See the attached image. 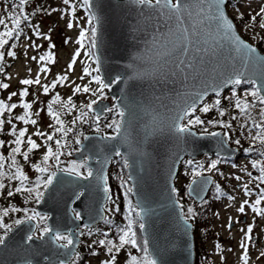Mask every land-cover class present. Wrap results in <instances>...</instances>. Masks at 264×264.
<instances>
[{"label": "water", "instance_id": "1", "mask_svg": "<svg viewBox=\"0 0 264 264\" xmlns=\"http://www.w3.org/2000/svg\"><path fill=\"white\" fill-rule=\"evenodd\" d=\"M209 2L210 0H206L204 5L206 10ZM94 4L93 11L99 16L95 51L103 79L111 86L109 94L123 110L121 129L112 137L100 133L88 134L81 143L80 151L73 158L80 161L88 155L86 166L91 169L93 176L85 178L58 170L36 210L49 216V228L72 236L74 244L68 249H60L64 254L61 258L65 259V264H69L78 249L83 225L92 226L106 216L104 205L109 196V191L105 192L107 172L110 162L116 157L115 152L119 151L128 161L127 171L132 195L140 208L139 217L145 224L142 234L157 264H195L193 224L189 221L191 226L185 225L183 211L175 193L179 162L173 160L172 164H168V158L159 156L155 148L168 137L170 148L180 151V156H199L205 152L231 157L235 155L236 149L231 148L227 142L220 143L226 140L221 132H218L221 133L220 136L212 137L198 134L190 128L188 133L178 134L173 126L182 123L176 121L175 117L182 115L183 109L190 105L196 107L206 98L205 94L221 93L231 85L225 83L228 75L241 70L239 57L231 51L235 45H231L223 33L215 31L214 21L205 19L203 27L212 32V37L209 45L204 47L212 49L215 55L211 51L208 54L197 53L195 48L189 46V58H194L193 67L186 68L183 73L162 71L160 65L164 57L155 53L159 52L164 42L169 23L175 27L174 20L166 22L167 9L163 12H151L132 4L130 0H94ZM129 6L141 8L143 11L139 14L133 13L141 18L139 25L135 22L138 19L135 16L133 20L117 16L116 26L112 28L109 17L114 15L115 8L128 11ZM224 7L222 4L221 8ZM210 14L209 11L208 16ZM225 16L233 25L232 36H238L244 44L254 47L255 56L264 60V54L246 41L239 34L233 20L226 13ZM189 25L190 21H186L184 27ZM151 32L155 37L160 33L161 39L149 37ZM257 66L260 65L245 69V75L257 79L264 73V67L257 72ZM142 67L146 69L143 75L140 72ZM117 77L119 79L113 83ZM151 77L155 80H150ZM210 81L211 88L199 94L197 87ZM158 83L165 84V89L154 91L152 86ZM257 83L259 84L258 79ZM110 105L109 101H100L94 106V112L102 116ZM157 119L159 122L154 124ZM105 158L107 162L103 163ZM162 163L169 169L164 177L155 173L156 166ZM98 176L101 179H97ZM211 184L210 178L198 180L191 184L189 194L199 199L202 197L199 190H209ZM75 212L80 214L79 219ZM36 226L33 220L25 221L12 229L6 238V246H0V264H27L21 259L24 255L23 249L27 246L24 237L31 234V230H36ZM46 240L45 237L43 241L35 239L31 242L32 248L41 250V256L31 257L32 264H46L42 258L44 249L46 247L48 254H51L54 248V244L46 243Z\"/></svg>", "mask_w": 264, "mask_h": 264}, {"label": "rangeland", "instance_id": "2", "mask_svg": "<svg viewBox=\"0 0 264 264\" xmlns=\"http://www.w3.org/2000/svg\"><path fill=\"white\" fill-rule=\"evenodd\" d=\"M232 1L233 3H229L228 11L236 23L240 34L264 52V40L261 39V37H264V30L259 28V18L257 22L250 21V16L259 11V8L264 5V0ZM18 3L19 0H0V17L5 19L7 25H0V32L8 31L13 27L8 17L10 14H18L20 11L16 7ZM38 6L52 7L62 10L66 7L63 5L62 0H30L24 6V13L30 16V23H24L22 21L20 25L21 35L19 39L5 37V39L8 40V44H6L3 49H0V51H5V59L0 61V68H2V71H0V82L9 84L7 89L0 88L2 92L0 100L5 101V103H17L19 105L20 97L18 95L12 97L11 101L8 100V97L11 93H19L22 88L26 87L29 95L24 97V101L32 103L33 106L29 111L33 114L32 119L38 121L37 125H31L14 119V117L22 115L25 111L19 106L11 113L5 111L4 115L0 116V119L5 121L2 128H0V141H3L5 145H8L7 148L0 146V156L4 157L5 163V167L0 169V171L8 174H11V172L14 171L13 168L8 167L11 162L8 163L9 161H7L8 149L11 151V148L15 146L12 143L14 137L10 134V124L8 121H11L12 124L16 125L17 131L27 128L24 142L21 144L22 151L27 150L28 146L26 141L28 136H31L33 140L41 144L39 149L30 153V159L27 162L23 160L20 154H17L16 156L18 164L22 167L25 175L29 178L28 181L25 182V188L34 187L37 178H44L48 175V173L41 174L37 172L32 165L39 164L44 166L42 158L47 148L51 147L53 151H57V145L55 144L56 139L61 140V146L59 148V151L63 153L60 157L61 164L53 166L54 161L50 159L48 161L49 172L55 171L59 166L68 168L71 162L79 164L88 160V155H85L84 159L80 161H77L73 159L71 155H68L69 152L72 154L73 145L77 146L75 143L76 138L78 137L80 139V144L85 138L82 136L83 133L79 129V132L74 135V128L76 129L79 126L87 124L88 121L94 120L93 117L90 116V113L94 115L93 110L89 112L88 109L84 107L85 105L92 100H96V104H98L100 101L109 99V88L104 89L103 96L100 98L92 96L91 93H84L83 91L74 93V89L77 85H80L81 87L88 86L93 90L98 87L95 82L89 84L91 77L87 76L84 72L85 68H88L90 71L92 68H99L94 49L92 50L94 55L90 57L88 55L89 41L84 40L83 45L78 43L80 31L90 27L87 23V11L77 5L75 16L66 15L62 18L61 11H56L51 15H42L39 13L33 14L34 9ZM240 13L243 14L242 18L240 17ZM69 20H72L74 24L71 29L67 27ZM245 24H248L249 26L245 27ZM32 25L39 26L42 32L49 34L52 38L51 43L55 44L56 47L54 49H49V41L37 39L33 35L31 29ZM49 29H51L50 32ZM28 37H31L32 41L40 44L42 47L40 49L29 47L30 41ZM65 40H67L68 43H65ZM7 50L15 51L16 56L14 58L7 57ZM49 51L53 53L54 62L38 63L39 56L45 55ZM77 51L80 52L79 56H75ZM33 56L37 57V60H33ZM74 58L75 62L73 63ZM70 63H72V68L71 70H68V65ZM45 66L48 71L41 72L40 69ZM38 74L40 76V85L33 84L25 86L21 84L22 80L35 79ZM65 75L68 77L67 81L58 83L54 88H50L47 94H44L42 85H51L58 77ZM93 75L101 76V72H93ZM249 88V84H241L226 89V91L218 96L204 99L202 103L195 107V115L200 116L201 119L205 121V124L190 126V128L192 127L200 134H206L203 131L205 128L208 132H221L223 134L227 132L228 137L226 138L228 143L231 146L239 147L241 150V156L239 154L235 155V159L229 162L225 160V158L213 154L202 155L199 157V160H197L196 166L188 164L186 161L181 167L175 181V191L182 206L183 214L187 212L188 208H192L198 215H196L194 221L190 222L194 224L196 248H200L202 251L201 253L204 256L202 258V260H204L203 264H243L241 259L242 249L240 248V243L243 240L241 229H245L249 224L253 225V241L249 246V264H264V257L260 256V253L264 252V216L256 215L251 208V204L260 197V190L264 189V184L258 185V182L252 179V177L260 175L259 168H253L252 161L259 160L264 163V156L260 155V153H264V144L252 140V136L256 134V129L252 127L251 120H255L256 122L261 120L260 109L264 106L256 103L255 107L250 109V116L242 115L240 111L234 107L235 97L232 95L233 91H235L237 96L242 100L247 99L251 102L253 98L251 96L245 97L244 95L245 90ZM56 95L60 96V101L54 103L52 107L64 122L63 127L72 129L67 135L55 131V128L60 125H57L55 120L48 114V105ZM69 97H71L72 105L75 107H65ZM225 97H228L229 99H225ZM216 99L221 100L220 107L225 110V115L223 117L219 115V111L215 107H213L209 113H202L199 111V109L205 104L213 105ZM96 104L93 105V108ZM82 109L83 111L88 112V116L85 118L87 122H84V120H77V122L73 124L72 121L80 116ZM38 110L40 112L39 116L35 114ZM113 115V111H108V114L105 117L99 119L98 126L102 125V128L109 129L106 125L110 123V118ZM234 116L237 117V119H232ZM209 120H223L226 123H231L232 127L229 129L218 125L213 126L207 123ZM186 123L187 120H184L183 124ZM95 124L97 126L96 121ZM242 124H247V127H241ZM49 125H52V127H49ZM37 128L46 134H52L54 140L46 141L43 137L32 135L36 132ZM249 131H251V134H249ZM237 139L240 140L239 145L235 143V140ZM78 146L80 147L79 144ZM124 160L125 159L121 156L116 157L111 165H109L107 172L109 176L108 189L110 194L105 209L108 219L111 220V224L107 223L105 229L101 227L97 232H94L93 230L84 231L81 237L78 252L80 250V256H86L85 261L87 264H100L101 260L108 258L106 249L95 242L105 238L109 239L113 235H115V238L118 236V228H123L128 223L129 201H131L132 206L138 212V208L135 206L132 199V193H128L127 199L124 195L126 188H132L128 180ZM212 161H217L216 168L209 170ZM198 165H202V167ZM88 170L89 168L86 166L79 169L83 176H87ZM249 173H251V177L249 176ZM199 174L212 175L215 178V182L212 187L213 192L206 201L202 204L195 205L188 195V187L192 180ZM237 176L240 177L239 180L236 179ZM216 180L219 182L216 183ZM0 182L5 184V188L0 189V212L6 208L10 210L12 207L21 209L20 212L10 211L9 216L3 218L4 223L14 225L13 221L15 219H24L23 209L27 208L29 210H35V205L37 204L35 193L29 195L27 191H22L16 193L12 197H8L7 192L9 190H14L19 182L16 180L10 181L7 176L0 177ZM122 184L125 185L126 188L121 187ZM244 184L248 185L247 195L243 188ZM220 189L222 192L223 190L229 192L224 195L226 197L235 195L234 200L224 199L223 201H220L218 196L220 193L222 194ZM244 200H248L249 204L245 207V213L242 214L238 212V208ZM113 201H115V204ZM263 204L264 201H262L258 207L264 208ZM117 206L120 209L119 212L113 210ZM35 212L37 211L35 210ZM29 214H31V211ZM43 217L45 218L44 220H40L39 217L35 220L39 227L47 226V217ZM229 217L234 221L230 230L227 227ZM132 220L133 231L136 232L137 240L140 243H143L141 229L139 228V224L141 223L139 216L133 214ZM89 232H91V235H89ZM105 233H108L107 237H105ZM2 234L3 229H0V235ZM37 235H40L38 230ZM217 244L220 245L219 250L215 248V245ZM129 251L134 255H141V253L137 252L135 249L125 248L119 253L117 264H126L125 258ZM93 252L98 254L93 255Z\"/></svg>", "mask_w": 264, "mask_h": 264}, {"label": "snow or ice", "instance_id": "3", "mask_svg": "<svg viewBox=\"0 0 264 264\" xmlns=\"http://www.w3.org/2000/svg\"><path fill=\"white\" fill-rule=\"evenodd\" d=\"M130 2L137 6H142V9H148L151 12H155L159 10L160 12H163L164 9H167V12L165 13L166 16V22L175 21V27H172L169 23V31L164 38V42L161 45V47L164 49L163 52L160 53L162 57H164L160 69L172 71L173 73H183L186 68L193 67V60L194 58H189V52L190 47L195 48L196 52H204L205 54H208L210 51L213 55H215V52L208 48L204 47L206 45H209L210 39L212 37V32L207 31L204 29L203 25L205 22V19H211L215 23V31L217 33H223L225 37H227L231 45H235V47L231 48L232 52H235L240 60L241 70L235 71L232 74H229L225 83L231 84L233 86L241 85L243 83H248L250 85L249 89L245 90V97L251 96L253 99L251 102H249L247 99L242 100L239 96H237L236 92L233 91L232 95L235 97L234 107L240 111L242 115L250 116V109L254 108L256 103H259L261 106H264V73H261V75L257 78L259 80V84L257 83V79H252L251 76H246L244 73V69H248L253 67L254 65H260L261 67H264V60H261L260 58H257L255 56L256 49L254 47H250L247 44H244L238 36H232L231 29L232 24L228 22L225 16V11L227 7L229 6L228 0H210L209 2V8L208 10L205 9L204 5L206 3V0H130ZM28 3V0H19V3L16 5V7L20 10L18 14L12 15L10 14L8 19L12 23V28H10L8 31L0 32V49H3L6 44H8V40L5 39V37H13L16 39H19L21 35L20 31V25L22 23V20L24 22L30 23V16L26 15L24 13V6ZM63 5L66 7L62 9L58 8H52V7H44V6H38L34 9L33 14H42V15H51L52 13L56 11H61L62 18L66 15L75 16V11L77 5L80 8H83L87 11V23L90 25L88 29H82L79 33V40L78 43L83 45L84 40L89 41V52L88 55L92 57L94 54L92 52L93 49L97 47V27L96 24L99 22V16L96 15V13L93 11V8L95 7L94 0H62ZM224 5V9L221 8V5ZM211 12V16H208V12ZM238 11V10H237ZM240 17H243V14L240 13ZM259 18V28L264 30V5H262L259 8V11H257L255 14L250 16L251 22H257ZM186 21H190L189 27H184V24ZM0 25H6V21L4 18L0 17ZM74 26L73 21L69 20L67 27L72 28ZM245 27L249 26L248 24L244 25ZM33 35L37 39H43L45 41H49L48 47L49 49H54L56 47L55 44L51 43V36L47 33H44L41 31L39 26L32 25L31 26ZM51 29H49V32ZM30 43L29 47H33L36 49H40L42 46L40 44L35 43L32 41L31 37H28ZM262 40H264V37H261ZM65 43H68L67 40H65ZM230 45V46H231ZM7 57H15L16 52L12 50H7L6 52ZM80 52L77 51L75 53V56H79ZM5 59V51H0V61H3ZM33 60H37V57L33 56ZM38 63H44V62H54L53 59V53L49 51L45 55H41L38 58ZM75 62V58L73 59V63ZM251 62V63H249ZM72 63L68 65V70H71ZM0 71H2V68H0ZM30 71V70H29ZM41 72H47V67H42L40 69ZM100 69L92 68L91 71L88 68L84 69V72L87 76L91 77V80L89 81V84L92 82H95L98 87L93 90L88 86L81 87L80 85H77L74 89V93H79L83 91L84 93H91L92 96H96L97 98H100L103 96V92L105 88L109 87V84L105 83L104 79L100 75H93V72L98 73ZM254 75V73H253ZM119 77H117V80ZM68 77L60 76L57 78V80L53 81L51 85H42L44 94H47L50 90V88H54L58 83L67 81ZM22 85L30 86L33 84L40 85V76L39 74L35 79H24L21 81ZM9 87L8 83H2L0 82V88L7 89ZM20 97V103L19 105L17 103H5V101L0 100V116H3L5 111L8 113H11L14 109H16L18 106L22 107L25 111L22 115L14 117V119L24 122L25 124H31V125H37L38 121L36 119H32V112L29 111L32 108V103H28L24 101V97L29 95L28 89L22 88L19 93L13 92L9 95L8 100L11 101L12 97L14 96ZM225 99H229L228 97H225ZM60 101V96L56 95L53 97L52 102L48 105V114L55 120L57 125H60L59 127L55 128L56 132H62L64 135H67L68 132L72 131L71 128H64L63 127V121L60 119V116L57 112L53 110L52 105L54 103H57ZM96 100H92L90 103L85 105L89 112L93 110V105L96 104ZM221 100L216 99L214 101L213 105L205 104L203 105L199 111L202 113H209L213 107H215L219 111V115L223 117L225 115V110L220 107ZM68 106L75 107L72 105L71 97L68 98L67 103L65 104V107ZM107 111L111 112L113 111V108L107 109ZM196 108L194 105H190L187 108L182 110V115H178L175 117L176 121H183L187 120L186 124H179L176 123L173 126L175 127V130L178 134L188 133L190 126L194 125H204L205 121L201 119L200 116L195 115ZM37 116H39L40 112L39 110L35 113ZM118 115L120 117L124 116V113L122 111H118ZM260 115L261 120L259 122H256L255 120H251V125L256 129V134L252 136L253 141H259L262 144H264V107H261L260 109ZM88 116V112L83 111V109L80 112V116L76 117L72 121L73 124L77 122V120H84V122H87L85 119ZM191 117V118H189ZM97 122V131H99L98 127V121L100 117L97 115L93 118ZM232 119H237V117H233ZM10 124V134L14 137L12 143L15 145L11 148V151L9 153V157L11 160V163L8 165L9 168H13L14 171L11 172V174L5 173L3 171H0V177L7 176V178L11 180H16L19 182L18 186L14 188V190H9L7 192L8 197L14 196L16 193H20L22 191H27L29 195L32 193H35V199L38 202L44 195V193L40 190L41 187L48 188L49 185L53 183V177L55 176V172H49V165L48 161L52 159L54 161L53 166H58L61 164V155L62 152L59 151V148L61 146V140L56 139L55 144L57 145V151H53L51 147H48L45 154L42 158V163L44 166H41L39 164H33L32 167L35 168V170L41 174L48 173V175L44 178H37L35 181L34 187H27L25 188V182L28 181V176L25 175L22 167L18 164L16 160L17 154H20L24 161H29L30 159V153H32L34 150H37L41 147V144L37 143L35 140L32 139L31 136L27 137V150L22 151L21 144L24 142V138L27 133V128L20 129L17 131L16 125L12 124L11 121H8ZM5 121L3 119H0V128H2ZM208 124H211L213 126H220L223 128H231V123H226L223 120H209L207 121ZM49 127H52V125H49ZM108 128H112L117 134L120 132L121 129V123L117 119H113L110 123L106 125ZM241 127H247V124H242ZM204 133H206L209 136L217 137L220 136L221 133L218 132H208L205 128ZM249 134H251V131H249ZM32 135L43 137L46 139V141H53L54 136L52 134H46L43 131H41L39 128H37L36 132H34ZM225 137H228V133H224ZM80 139L77 137L75 140V143L78 145L80 144ZM227 141H221L220 143H226ZM235 143L237 145L240 144V140H235ZM4 142L0 141V146H3ZM78 150V149H77ZM247 151V150H246ZM68 155H71L69 152ZM116 156H120L121 153L119 151L115 152ZM261 156H264V153H260ZM107 162V158L103 161V163ZM128 161L125 159L124 164L127 165ZM188 164H193L192 160L187 161ZM86 161L84 163H76L71 162L70 166L66 169H63L64 171L69 172L70 175H76L80 176L81 173L79 171L80 168L85 167ZM217 161H212V163L209 166V170L216 168ZM202 167V165H198ZM253 168H259L260 175L256 177H252L253 180L258 182L259 184H264V163H262L259 160L252 161ZM5 167L4 163V157L0 156V169H3ZM93 176V172L89 169L87 171V177ZM249 176L251 177V173H249ZM97 179H101L100 176L97 177ZM237 180L240 179V177H236ZM121 187H125V185H121ZM5 184L3 182H0V189H4ZM243 188L245 189V194H248V185L244 184ZM132 191L131 188H126L125 190V198L127 199L128 193ZM105 192H108V188L105 187ZM80 195H83L82 193ZM229 199H234V197H229ZM264 201V189L260 190V197L256 199L252 204L251 208L252 211L258 215V216H264V208L258 207V205L261 204V202ZM115 204V201H113ZM128 223L123 228H118V236L114 240L110 239H101L98 242L99 246H102L106 249L108 253V258L105 260H101L100 264H117V258L119 253L125 249L126 247H129L131 249H135L137 252L141 253V255H134L131 251H129L126 255V264H157V260L153 258L152 254L149 252L147 244V241H144L143 243H140L137 240L136 232L133 231V220L132 216L135 214L136 216H140L141 213L137 212L136 209L132 206L131 201L128 202ZM249 204L248 200H244L243 203L238 208V212L245 213V207ZM115 212H119V207H115L113 209ZM11 212H20V208L12 207L9 209H4L2 212H0V229H3V234L0 235V246H6V238L8 237V234L12 232V226L11 224L4 223L3 218L8 217L9 213ZM31 211V214L29 212ZM24 212V219H15L13 221L14 225H22L25 223V221H33L36 220L37 217H39L40 220H44L45 218L41 216L40 213L35 212V210H29L27 208L23 209ZM76 218H80V214L77 212ZM197 213L192 209L188 208L187 212L183 214V220L186 226L190 227L191 225L188 223L189 221H194ZM218 215V214H216ZM238 222V221H236ZM109 224H111V220L108 221ZM234 221L231 217H229V222L227 224L228 229L230 230L232 227V224ZM85 227H88L87 225ZM140 229L145 228L144 223L139 224ZM37 230L39 231L40 235L37 236ZM243 233V240L240 243V248L242 249V256L241 259L243 261V264H249V246L251 242L253 241V225L249 224L245 229H241ZM83 235V233H81ZM89 235H91V232H89ZM105 237L108 236V233L104 234ZM45 237L47 238L46 243H52L54 244V248L51 252V254H48L47 248L44 249V254L42 258L46 261V264H65V259L61 258L64 254L60 252V249H68L70 245L74 244V240L72 236L65 235L59 231H54L53 229L44 226L39 227L36 226V230H31V234L24 237V242L26 247L23 249L24 255L21 257L22 260H25L27 264H32L31 257L34 256H41V250L40 249H34L31 247V242H33L35 239L45 240ZM215 248L217 250L220 249V245H215ZM157 252H159V249H157ZM98 253L93 252V255H97ZM78 256V253L73 254L72 264H75V260ZM261 257H264V252L260 253Z\"/></svg>", "mask_w": 264, "mask_h": 264}, {"label": "bare ground", "instance_id": "4", "mask_svg": "<svg viewBox=\"0 0 264 264\" xmlns=\"http://www.w3.org/2000/svg\"><path fill=\"white\" fill-rule=\"evenodd\" d=\"M141 10V8H132L131 6H129V8H128V11H122V10H116V8H115V10H114V15H112V16H110L109 17V22H110V25H111V27L112 28H115V26H116V24H115V19L117 20V16L118 17H120V18H125V19H127V18H129V20H133V16H135L133 13H141V12H143L142 10ZM19 13V12H18ZM225 13H226V15H227V17L229 18V19H232V16L230 15V13H229V11H228V7H227V9H226V11H225ZM211 16V14L209 15V17ZM136 18H138L135 22H136V24L137 25H139V23L141 22V18L140 17H138V16H135ZM208 20H211L210 18L208 19ZM212 21V20H211ZM237 30H238V28H237ZM149 37H154V38H156V39H161V35H160V33H158V34H156V37H155V35H154V33H150L149 35H148ZM97 38V37H96ZM153 51V50H152ZM164 51V49L161 47L160 48V50H159V52H157V53H155L157 56H159L160 55V52H163ZM99 69H100V67H99ZM262 69V67L261 66H257L256 67V71L257 72H259L260 70ZM145 70L146 69H144L143 67L140 69V72L142 73V75H143V73L145 72ZM244 72H246L245 71V69L243 70ZM100 72H101V69H100ZM101 77H102V79H103V76H102V72H101ZM171 77H173V74H171ZM150 80H155V78H153V77H151L150 78ZM113 83H115V81H113ZM112 83V84H113ZM190 86V85H189ZM211 86H212V81H210V82H206V83H204L203 85H201L200 87H197V91H198V93L199 94H202L204 91H206V90H208V89H210L211 88ZM165 84H163V83H158V84H156V85H153L152 86V89L154 90V91H161V90H164L165 89ZM191 87V86H190ZM108 88H110L111 89V86L109 85V87ZM219 95V93L218 94H208V95H204V97L206 96V98H209V97H215V96H218ZM110 98L112 99V104L110 105V108H113V109H115L116 108V114H117V116H116V119L117 120H119L120 121V123L122 122V117H120L119 115H118V111H122L123 112V110H121L119 107H118V105L116 104V99L114 98V97H112L111 95H110ZM94 113V112H93ZM96 116L98 115V114H96V113H94ZM108 114V111H105V113H104V115H102V116H99L100 117V119H102V117H105L106 115ZM159 122V119H157L155 122H154V124H157ZM154 132H155V134L157 135V128H155V130H154ZM117 134V133H116ZM113 135V134H112ZM112 135H107L108 137H112ZM148 137H152V136H148ZM170 139L168 138V137H165L164 139H163V141L159 144V146L158 147H156L155 148V150H158V154H159V156H161V157H164V158H168V164H172L173 163V160H176V161H178L179 162V165H178V170H177V175H176V177H175V181H176V178H177V176H178V173L180 172V170H181V167L183 166V164L186 162V161H188V160H192L193 161V166H196L197 164H196V162H197V160H199V157L200 156H202V155H210L211 153H203V154H201V155H199V156H194V155H191V154H187V155H185V156H180V154H181V152L180 151H178V150H173V149H171L170 148ZM3 146L5 147V148H7L8 147V145H5V144H3ZM231 148H233V149H236L235 150V155H238L239 153H241V150L240 149H238V148H235V147H233V146H231V145H229ZM78 151H80V149H78ZM9 153H10V150L8 149V156H9ZM213 155H215V156H218V157H223V158H225V160H227V161H229V162H231V161H233L234 159H235V155L233 156V157H231V156H228V155H226V154H217V153H212ZM150 159L152 160L153 158L152 157H150ZM181 165V166H180ZM59 169H60V171H63V172H67V171H64L63 169H66V168H63L62 166H59ZM155 173L157 174V175H160V176H166L168 173H169V169H168V167H167V165H165L164 163H162V164H158L157 166H156V169H155ZM207 178H210V180H211V182H212V184H211V186H210V189L209 190H206V191H204L203 189H200L199 190V193L200 194H202V197L201 198H199V199H197L195 196H193V195H190L189 194V188H190V186H191V184L192 183H194V182H196V181H198V180H201V181H203V180H206ZM53 180H54V177H53ZM214 182H215V178L212 176V175H209V174H199L197 177H195L193 180H192V182H191V184L189 185V187H188V195H189V197L192 199V201H193V203L195 204V205H199V204H202L203 202H205L206 201V199L210 196V194L213 192V190H212V187H213V185H214ZM219 181L218 180H216V183H218ZM132 189V188H131ZM222 189V188H221ZM221 189H220V191H221ZM222 192V191H221ZM131 193H132V191H131ZM198 193V194H199ZM229 192L227 191V192H225L224 190H223V192H222V194L220 195H218L219 196V199H220V201H223L224 199H229V196L228 197H226V196H224L225 194H228ZM231 194V193H230ZM229 194V195H230ZM132 195V194H131ZM231 197H234L235 198V195H231ZM177 198V197H176ZM132 199H133V202L135 203V206L138 208V212H140V208L137 206V202H136V200H135V198L133 197V195H132ZM231 200H234V199H231ZM177 201H178V203L180 204V202H179V200H178V198H177ZM105 205H106V203H105ZM105 205H104V210H106L105 209ZM180 206H181V204H180ZM181 208H182V206H181ZM182 211H183V209H182ZM198 216V215H197ZM108 221H109V219H108V217L107 216H105L104 217V219L101 221V222H98V223H96V224H94V225H92V226H88V227H85L86 225L84 224L83 225V227L85 228V229H87V230H93L94 232H97V230L99 229V228H101V227H103L104 229H105V227H106V225H107V223H108ZM197 221V220H196ZM194 227H193V233H194V240H195V264H203V262H204V260H202V258L204 257L203 256V254L201 253L202 251L200 250V248H196V236H195V232H194ZM105 231V230H104ZM105 232H107V231H105ZM96 234V233H95ZM115 235H113V236H111L109 239L110 240H114V239H116L115 237H114ZM126 248H129V247H126ZM79 252H80V250H79ZM79 252H75V253H78V256H77V258H76V260H75V262L79 259V257H80V254H79ZM139 255V254H138ZM72 259H73V256H72ZM71 259V260H72ZM86 259L84 258V264H87L86 263V261H85Z\"/></svg>", "mask_w": 264, "mask_h": 264}, {"label": "trees", "instance_id": "5", "mask_svg": "<svg viewBox=\"0 0 264 264\" xmlns=\"http://www.w3.org/2000/svg\"><path fill=\"white\" fill-rule=\"evenodd\" d=\"M23 21V20H22ZM24 22V21H23ZM25 23V22H24ZM111 114V113H110ZM113 116L110 118V122L113 120V119H116V108L115 109H113ZM90 116L91 117H95L96 115L94 114H92V113H90ZM102 125H99L98 127H99V131H97V126H96V124H95V121L93 120V121H88V123L87 124H84V125H82V126H79V127H77L76 129L74 128V135L75 134H77V132H79L78 131V129L83 133V135L82 136H85V135H87V134H89V133H93V132H99V133H101V134H104V135H112V134H114L115 133V131L112 129V128H109V129H107V128H102L101 127ZM78 145L76 146H74L73 145V152H75L78 148ZM19 155V154H18ZM198 220V219H197ZM86 256H80L79 257V259L75 262V264H84V258H85Z\"/></svg>", "mask_w": 264, "mask_h": 264}, {"label": "flooded vegetation", "instance_id": "6", "mask_svg": "<svg viewBox=\"0 0 264 264\" xmlns=\"http://www.w3.org/2000/svg\"><path fill=\"white\" fill-rule=\"evenodd\" d=\"M232 87H233V86H232ZM238 148H239V147H238ZM239 149H240V148H239ZM239 155L241 156V153H239ZM41 189H42V187H41ZM41 189H40V190H41ZM263 207H264V204H263Z\"/></svg>", "mask_w": 264, "mask_h": 264}]
</instances>
